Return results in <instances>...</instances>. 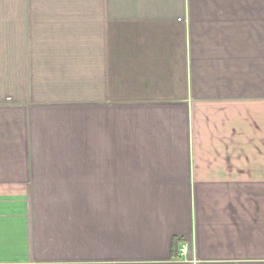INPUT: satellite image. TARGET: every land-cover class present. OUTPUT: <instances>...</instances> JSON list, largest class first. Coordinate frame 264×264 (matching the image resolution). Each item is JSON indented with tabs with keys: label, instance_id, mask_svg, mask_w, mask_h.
I'll return each mask as SVG.
<instances>
[{
	"label": "crops",
	"instance_id": "1",
	"mask_svg": "<svg viewBox=\"0 0 264 264\" xmlns=\"http://www.w3.org/2000/svg\"><path fill=\"white\" fill-rule=\"evenodd\" d=\"M0 264H264V0H0Z\"/></svg>",
	"mask_w": 264,
	"mask_h": 264
},
{
	"label": "built area",
	"instance_id": "2",
	"mask_svg": "<svg viewBox=\"0 0 264 264\" xmlns=\"http://www.w3.org/2000/svg\"><path fill=\"white\" fill-rule=\"evenodd\" d=\"M180 252L183 255H186L188 252V245L186 243H183L180 245Z\"/></svg>",
	"mask_w": 264,
	"mask_h": 264
}]
</instances>
